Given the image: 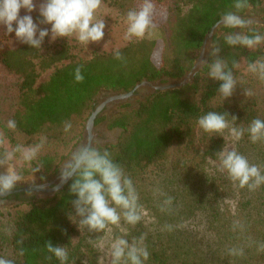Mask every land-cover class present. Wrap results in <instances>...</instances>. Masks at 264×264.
I'll use <instances>...</instances> for the list:
<instances>
[{"label": "trees", "instance_id": "16d2710c", "mask_svg": "<svg viewBox=\"0 0 264 264\" xmlns=\"http://www.w3.org/2000/svg\"><path fill=\"white\" fill-rule=\"evenodd\" d=\"M104 1L123 15L142 4V0ZM152 2L167 12L157 27L160 38L129 40L116 48L121 58L113 50L81 57L76 43L68 38L54 44L46 38L37 49L14 36L0 35V69L10 84L7 91L15 93L8 119L16 120L17 135L43 137L46 144L67 149L62 129L70 122L76 130L69 141L74 146L101 89L128 92L143 80L182 77L193 67L205 36L223 13L235 11L234 0ZM245 4L242 15L249 10L264 20V0H245ZM253 26L264 32V24ZM219 31L211 48H220L217 55L236 79L230 96H222L219 81L207 75L204 65L192 83L157 91L138 108L121 111L107 124L122 132L117 143L103 147L133 180L144 209L140 222L124 227L129 239L143 234L149 250L145 264H264V184L249 189L232 181L217 163L218 153L227 147L223 133L206 132L197 123V117L208 111L224 114L231 128L247 129L254 118L264 119V79L247 71L248 63L264 57V45L256 49L229 46L223 41L229 29L221 25ZM211 59L209 55L208 62ZM77 66L83 75L80 81L74 79ZM49 69V77L39 82ZM233 149L264 173V138L253 142L245 131ZM67 155L63 152L53 169L47 166L50 173L39 171L40 177L55 174ZM45 159L55 158L47 155ZM71 199L67 184L52 198H29L0 210V219L10 222L8 233L0 232V257L6 258L8 251L14 264H61L46 247L51 242L65 246V264H97L102 249L94 242L102 233L78 227L70 217ZM111 230L124 234L116 226ZM233 248L242 252L232 254L229 249Z\"/></svg>", "mask_w": 264, "mask_h": 264}, {"label": "clouds", "instance_id": "9594fccd", "mask_svg": "<svg viewBox=\"0 0 264 264\" xmlns=\"http://www.w3.org/2000/svg\"><path fill=\"white\" fill-rule=\"evenodd\" d=\"M245 6V0H234L235 11L223 13L222 25L229 29L224 33L223 41L229 46L241 45L256 49L264 45V32L253 26L251 18L241 14ZM153 7L152 0H142L139 8L126 12V39L151 35ZM100 8L101 0H0V24L18 41L32 48L40 49L46 38L55 41L74 37L80 44L89 45L102 41L105 36L106 22L97 15ZM21 9L24 10L23 14ZM33 11L37 12L35 19ZM219 51L218 46L212 47L209 55L213 59L202 63L206 66L207 75L219 81L218 90L222 96L228 97L236 86V79L228 63L217 55ZM113 55L116 58L122 57L119 49H113ZM235 66L236 62L233 61ZM247 71L264 79V57L248 63ZM74 79H83L79 66L74 69ZM197 123L206 132H220L227 127L225 115L216 111L198 116ZM4 126L8 130H15L16 120L10 118ZM70 128L71 123L66 122L65 131ZM245 131L253 142L264 138V119L254 118L247 129L236 126L230 129L235 140H239ZM44 143L45 138L42 137L38 142H18L10 149L0 151V195L13 193L21 184L23 168L18 169L17 164L30 166L33 173L40 169L38 155ZM218 157L222 169L227 171L239 187L253 189L264 184V173L260 167L250 163L235 149L222 150ZM59 181L61 184L68 182V191L72 195L70 202L74 211L70 217L80 229L102 233L95 239L94 246L107 248L111 264H145L149 250L144 244L143 234L129 239L124 227L140 222L144 209L133 180L113 159L107 148L98 141L79 143L60 164ZM112 226L124 234H113ZM46 247L61 264L68 260L65 246H54L47 242ZM229 252L240 254L242 249L233 248ZM0 264H14V261L0 257ZM97 264H103V257H98Z\"/></svg>", "mask_w": 264, "mask_h": 264}, {"label": "rangeland", "instance_id": "374dc122", "mask_svg": "<svg viewBox=\"0 0 264 264\" xmlns=\"http://www.w3.org/2000/svg\"><path fill=\"white\" fill-rule=\"evenodd\" d=\"M33 11L32 15L34 14ZM24 13V10L21 9V14ZM98 16L102 17L105 22H106V28H105V36L103 38L102 41L100 42H96V43H90L89 45H83L80 44L78 41H76V39L74 37H68V39L73 40L76 43V50L79 54V56L81 57H91L94 53H100V52H108V51H112L113 49H116L118 47L123 46L125 43H127L129 40H133V39H137V38H132V39H126L124 36L125 33V22H124V17L125 14H121L120 11H118V9L116 7H113L111 5H109L106 1L101 0V8L98 10L97 13ZM167 16V12H166V8L164 7H153V11H152V15H151V35H145V37L142 38H147V39H158L160 38V31L157 28L158 25H160L161 23H163L166 19ZM245 17H249L252 20H256V19H262V16H258V15H254L252 13H250V11L248 10V12L246 11V13L244 14ZM260 24V23H257ZM237 31H239V29H237ZM3 33L7 34L8 36H13L11 33H8L4 26L2 24H0V35H2ZM139 39V38H138ZM59 39L55 40V41H50L52 44L56 43L57 41H59ZM155 56H158L157 53H155ZM52 69H49L45 72H43L40 76L39 82H42L44 80H46L49 75L51 74ZM9 83L6 80V76L5 74L2 73L1 69H0V151H3L4 149H10L12 147L13 144L15 143H35L38 142L39 140L33 138V139H24L20 136H18L17 132H15L14 130H8L5 128V122L8 120V115L11 111L12 108V102L11 100H13L14 98V91H7L8 87H9ZM148 91V88L146 89ZM141 91V90H140ZM144 91V90H143ZM104 94V93H103ZM103 94L98 96V99L103 96ZM138 101L137 97H133L132 99H130L129 101H122L119 102L121 103V105L119 107H114L115 104H110L108 107V110L104 111L103 114H101L99 116L98 119H100L97 123H95L94 126V140L93 141H98L100 145L105 146L106 144H111V143H117L119 140V136H120V129L119 128H108V123L106 124V118L110 115H113V113L117 110V112H121L124 110H133L137 108V104L136 102ZM97 102V98H95V108L98 106ZM114 107V108H113ZM122 108V109H120ZM93 110V111H94ZM101 118H104L101 120ZM87 120L84 122L83 127H81V139L77 142V144H75L74 146H72V143H70V138H71V134L76 132V130H74L72 127L68 130L69 131V135L66 134V139H67V144L68 147L67 149H64L63 146L61 147V145H53V144H46L44 143L43 148L41 149L39 155H38V160L41 162V167L40 169L33 173L31 171V167L30 166H23L20 164H17L18 169L19 168H23V175H22V181L23 182H27V183H31L33 180L36 179V176H40L39 171H45L44 173H50L51 170H45L48 167L50 168H54L56 162L58 161L59 157L61 154H63V152H67L68 155L69 153L79 144L82 142L83 140V133H84V129H85V125H86ZM230 129L231 127L227 125V127H225L223 130H221V132L223 133L224 137L227 140V147L225 150H232L234 147V142L235 139L232 137L231 133H230ZM63 133L65 131V129H62ZM12 135V137H11ZM72 146V147H71ZM71 147V148H70ZM50 156L51 159L55 158L54 161L53 160H47L45 159V156ZM67 155V156H68ZM67 156L64 158L66 159ZM63 159V160H64ZM63 160L58 164L57 166V172L53 175H51V177L56 176L59 173V166L60 164L63 162ZM48 163V164H46ZM218 164H220V161H217ZM50 177V178H51ZM48 178V179H50ZM46 180V179H45ZM10 207H3L1 208V210L4 209H9ZM9 219L8 218H2L0 219V232L3 235H6L8 233V229L10 227V222H8ZM100 257H103V264H111V258L108 255L107 252V248L105 247L104 249H102V253L100 254ZM6 259H10V254L7 251V257Z\"/></svg>", "mask_w": 264, "mask_h": 264}, {"label": "water", "instance_id": "95a60500", "mask_svg": "<svg viewBox=\"0 0 264 264\" xmlns=\"http://www.w3.org/2000/svg\"><path fill=\"white\" fill-rule=\"evenodd\" d=\"M253 22L264 24L263 19H256V20H253ZM221 25H222V21L220 19L211 28L210 32L205 36L203 40V44L201 46L199 55L197 59L195 60L193 67L189 71H187L182 77L177 78V79L162 77L158 81L143 80L142 82L137 83L134 89L145 86L146 88H148V93L146 95L150 96L157 91L173 90L176 88H181L186 84L192 83L194 81L196 73L204 66L202 62L209 60V52L212 46L213 36L215 34H220L219 28ZM162 79L165 81H162ZM118 91L101 89L99 93L95 96V98L98 99V96L103 93L108 92L110 94V96H107L106 98L101 99L102 102L99 104L98 107H96V109L91 113L90 117L87 119L84 133H83L82 142H90L94 140L95 119L97 117L98 112L103 108V106L105 105L109 106L112 103H119L122 101H126L129 98L136 97L134 96L133 91L125 92V93H118ZM119 131L120 133L122 132L121 129ZM67 184L68 182L61 184L59 181V178H55L52 181L44 182L43 184L39 186H31L28 188L31 189V191H33L36 194V199H49V198L54 197L56 193L61 191ZM20 190H23V189H18V190H15L14 192H17ZM5 195L6 194L0 195V197H3Z\"/></svg>", "mask_w": 264, "mask_h": 264}, {"label": "flooded vegetation", "instance_id": "af4514ba", "mask_svg": "<svg viewBox=\"0 0 264 264\" xmlns=\"http://www.w3.org/2000/svg\"><path fill=\"white\" fill-rule=\"evenodd\" d=\"M158 80H155V81H158ZM162 81H165V80L162 79ZM134 88L132 90H130V91H133L134 92V96H136L138 98V101L136 102L137 108H138L140 106V103L145 101L146 98L149 97V96L146 95L148 93V91L146 90L147 88L145 86L139 87L137 89H134ZM130 91H128V92H130ZM125 92L126 91H123V90H119L118 91V93H125ZM107 96H110V94L108 92L104 93L103 96H101L99 99H97V102H99L98 106L102 102L101 99H104ZM130 99H132V98H129L127 100L129 101ZM112 104L113 105L115 104L114 107H119L121 105V103H112ZM120 109H122V108H120ZM106 110H108L107 105L103 106V108L98 112L96 119L99 118V116L101 114H103L104 111H106ZM116 114H118L117 110L113 113V115L108 116L106 118V120H105L106 124ZM55 178H59V173L56 176H53L50 179H46V180L42 179L40 176L37 175L36 179L33 180L31 183H27V182H23L22 181L21 184L18 186V188L16 190H18V189H23V190H20V191H17V192H13V193H9V194H6L3 197H0V210L3 207H14V206L24 202L26 199L36 198V194L33 191H31V189H29L28 187L39 186V185L43 184L44 182L52 181Z\"/></svg>", "mask_w": 264, "mask_h": 264}]
</instances>
